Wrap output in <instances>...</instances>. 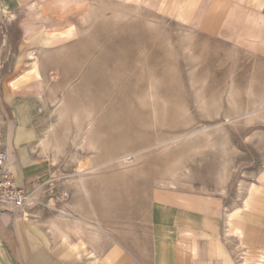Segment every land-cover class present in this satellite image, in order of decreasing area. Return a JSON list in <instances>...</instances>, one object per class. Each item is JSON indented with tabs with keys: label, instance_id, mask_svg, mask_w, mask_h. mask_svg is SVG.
Returning a JSON list of instances; mask_svg holds the SVG:
<instances>
[{
	"label": "rangeland",
	"instance_id": "374dc122",
	"mask_svg": "<svg viewBox=\"0 0 264 264\" xmlns=\"http://www.w3.org/2000/svg\"><path fill=\"white\" fill-rule=\"evenodd\" d=\"M0 102L46 164L38 226L156 190L264 224V0H0Z\"/></svg>",
	"mask_w": 264,
	"mask_h": 264
},
{
	"label": "crops",
	"instance_id": "0c3cea01",
	"mask_svg": "<svg viewBox=\"0 0 264 264\" xmlns=\"http://www.w3.org/2000/svg\"><path fill=\"white\" fill-rule=\"evenodd\" d=\"M35 83L40 89L41 80ZM0 129L10 170L29 194L47 175L45 161L38 158L36 132L24 122H10L1 102ZM94 197L91 216L79 208L76 219L59 224L51 219L44 227L26 207H3L0 264H234L226 228L239 241L241 264H264V224L236 221L224 227L216 201L156 190L143 206L130 200L102 207Z\"/></svg>",
	"mask_w": 264,
	"mask_h": 264
},
{
	"label": "built area",
	"instance_id": "2783aa9c",
	"mask_svg": "<svg viewBox=\"0 0 264 264\" xmlns=\"http://www.w3.org/2000/svg\"><path fill=\"white\" fill-rule=\"evenodd\" d=\"M30 199V195L17 185L10 170L7 146L4 134L0 129V211L8 205L16 209H23L28 205Z\"/></svg>",
	"mask_w": 264,
	"mask_h": 264
}]
</instances>
